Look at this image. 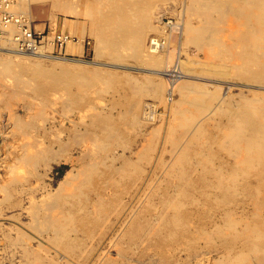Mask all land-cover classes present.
<instances>
[{
    "label": "bare ground",
    "instance_id": "6f19581e",
    "mask_svg": "<svg viewBox=\"0 0 264 264\" xmlns=\"http://www.w3.org/2000/svg\"><path fill=\"white\" fill-rule=\"evenodd\" d=\"M164 1L18 2L17 10L33 21L47 18L54 23L55 11L83 19L95 38L97 56L109 60L68 57L67 53L81 52L79 37L65 40L59 46L64 54L56 56L50 48L40 56L18 54L12 51V35L0 39V75L12 82L3 93L12 99L28 90L42 107L55 92L51 99L58 101L64 114H72L64 120L66 128L43 149L32 151L36 142H26L16 150L24 162L48 157L71 166L68 189L56 191L43 205L35 204L32 213L38 217L52 205L55 215L41 217L42 227L55 234V245L72 253L85 244L75 234L88 235L107 213L122 208L126 196L131 208L119 238L117 255L122 260L156 255L159 264H264V0H189L187 10L194 22L180 19L175 28V75L166 70L173 62L171 33L164 43L156 37L147 41L150 32L164 33L160 10H153L158 12L154 20L158 24H153L151 10L157 7L164 16ZM79 28L74 25L73 33L78 34ZM13 30L9 27L10 33ZM188 46L197 52L182 60ZM200 53L206 61L198 59ZM115 70L136 72L145 79ZM223 84L227 89L245 88L247 95L219 92ZM92 93L108 97V105H96ZM143 94L177 116L160 141L169 145L159 152L156 165L161 175L146 176L143 209L137 211L136 183L145 174L143 165L159 151L157 132L145 138L139 151L132 147L135 137L143 135L142 124L154 113V105L139 103ZM34 105L27 102L25 108ZM14 120L22 137L34 128L19 116ZM4 185L1 197L9 194ZM181 253L188 259H179ZM106 264L113 262L109 259Z\"/></svg>",
    "mask_w": 264,
    "mask_h": 264
},
{
    "label": "rangeland",
    "instance_id": "374dc122",
    "mask_svg": "<svg viewBox=\"0 0 264 264\" xmlns=\"http://www.w3.org/2000/svg\"><path fill=\"white\" fill-rule=\"evenodd\" d=\"M188 5L189 0L164 1L162 8L164 9V16L161 9H158L157 7L153 8V6L151 7L152 12L154 9L156 11L160 10L159 15L161 13L162 16V25L160 24V26L161 29L164 30V33L158 35L156 34V32H150L147 34V41L149 38L154 39V37H156L159 42L164 43L167 39V36L171 33L169 47L172 50L171 59L173 62L166 70L169 71V74L172 75L177 74L178 70L174 65V63H176L178 59V35L175 34L177 33V31H175V28H177L183 20H189L191 18L194 22V17L190 16L187 10ZM45 8L48 10L47 5L45 6ZM181 11L182 13L179 14ZM154 13L155 12H153V21L155 20V16H158V12L155 13L156 15ZM63 15V12L55 11V22L51 23L52 26L49 19L47 18H38L34 21L36 22V24H40L41 29H48L54 27L55 25L54 28L56 35L64 34L69 37L73 36L77 38L79 37L81 39L83 46L81 52L75 54L67 53V56L69 55L68 57L81 59L88 62L108 63L109 60L106 57L97 56V51L95 48V38L93 34L90 33V28L88 24H86L87 22H84L83 19L77 20V18H73V15L71 14L64 16ZM76 24L80 27V31L78 34L73 33L72 30L73 26ZM153 24L158 23H155L154 21ZM162 26H164V28ZM170 26H172V28ZM155 35H157L158 37ZM59 48V46H55V56L64 54ZM196 52L197 51L193 46L185 47L180 58L182 60H186L188 58L194 57ZM185 55L187 58L185 57ZM187 55H190L191 57ZM198 59L206 61L203 53H200ZM126 65H128V67H130V65L133 67L137 66L134 63H126ZM90 66L91 65H88L87 67ZM95 67H100L99 69L103 70L109 69L101 65H97ZM171 70H173L174 72ZM115 72H120L122 74H126L128 72L127 74L135 76L134 78L142 81L143 79H145V76H143L142 74H138L132 71L130 72L115 70ZM0 78L3 79H0V188L1 186L3 187L4 184V186L9 188V194L8 196L6 195V197H4L5 195L1 197L3 192L0 191V264H106L109 259L112 260L113 264H159V260L156 255H152L150 257L151 259H148L150 261H148L147 259L145 260L144 258H141L139 256L137 257V255L131 257L130 259L125 258L122 260L117 255L118 251L121 249L119 238L122 234V231L126 227V222L129 218L128 212L131 208V200L126 196H124L123 198L122 208H119V210L117 211L107 213L106 217L100 219L98 223H96L94 228L89 231L88 235H82L81 233L75 234L78 237L84 238L85 244L81 247L74 248L72 250L73 254L69 251L64 250L62 247L55 245V243L53 242V237L55 236V234L52 231L43 228L41 220V217H48L52 214L55 215L54 207L50 204V209L44 208V210L38 217H35V215L32 213L31 208L35 204L41 205L43 202H47V199L53 197L55 193H57L56 191H60V189H68L66 183L72 176V174L68 173L71 170V166L69 163H65L63 161L54 163L53 161H51V159L49 160L48 157L38 159L36 162L29 163L27 161L24 162V160L22 161L21 159V162H19L20 160L17 156L18 151L16 150H19V146L26 142H36L35 144L37 145L34 149H32V151L40 149V147L41 149H43L48 141L55 139V137L58 135L57 132H62L61 130L66 128V126L65 128H63L65 124L64 120L70 117L72 114H70V112L68 113L67 111V114H64L65 111L62 112V110L59 108L60 106L57 103L58 101L53 98L51 99V97L55 96V92H50L48 96L50 97L49 103L46 106L42 105V107H40L41 103L39 102V100L31 96L28 90H24V93L22 94L23 96L21 95L20 97L11 99L8 95L3 93L5 92V89L8 88L7 85L12 84L11 80H8L9 78L5 76L1 77V75ZM8 82H10V84H8ZM231 82L235 83L233 81ZM222 86L223 88L225 87L224 84ZM3 87L4 89H2ZM219 92H226L233 97H237L242 93L247 95L245 88L239 86L235 87V85L230 86L228 89L224 88V90H220ZM92 94L91 101L96 105H108V97H101L95 93L93 95ZM28 97H30L31 99H26ZM175 98L176 96H173V99ZM31 100H34L36 105H34V101ZM27 102H32L34 106H27L28 109L25 108V104ZM8 103L11 104L9 105ZM139 103L141 104V106L145 103L154 105L152 111V113H154L151 114L152 119L150 121L142 124L143 126L141 127V132H143V135L135 137L132 147L136 148L135 151H137L138 148L139 151L141 149L140 144L143 143L144 145L146 143L145 140L152 137L153 134L157 132L158 138L156 140L159 151L156 153L157 155L155 154L156 156H154L156 158H154L151 162L147 164L145 163L143 165L144 170H146L145 174H143L142 178H140L136 183L135 190L138 191L139 189L140 192L139 195L136 196L137 203L134 205L137 211H141L143 209L145 199L144 192L142 191L145 186L144 179L147 178L146 176H152L151 173L153 172H155L159 177L161 175V171L156 165L158 160H160L158 158L160 157L159 152L160 149L162 150L164 147L169 149V145H164L160 141L162 140L165 132L168 131L170 124H172V122L174 121V117L177 116L176 113V116H173L171 112L165 109V105L156 103L151 97L147 95H141L139 97ZM4 105H7L8 107L10 106L9 109H5ZM50 105H52V107ZM36 107H40V110ZM26 109L27 111H29V113L26 111ZM33 109H36L38 112L36 110L34 111ZM11 115L13 118L11 117ZM36 115L38 116V119H36ZM45 115L47 116L46 118ZM16 116H19L24 120V122L25 120H27L26 123H31V125H34V128L32 130H29V135L23 136L24 138L22 137V135L20 136V129L18 125L13 124L15 121L14 118ZM28 116L31 117V120ZM5 118H7L6 120H8V123L9 121H12V123L10 122L8 124ZM4 120L6 121V123ZM40 120H42V122ZM16 131L17 133H15ZM130 131L136 132L137 130L135 129L133 131ZM159 142L160 144H158ZM27 150H29V148H27ZM76 156L77 153L74 151L73 157L75 158ZM15 157H17V159L19 160H17L18 162L16 161ZM65 175L68 177H66ZM156 177H154L153 179H155ZM59 184H62V187H60ZM181 255L182 257L179 259L183 258V260H186V255L182 253ZM174 264L176 263L174 262Z\"/></svg>",
    "mask_w": 264,
    "mask_h": 264
},
{
    "label": "built area",
    "instance_id": "2783aa9c",
    "mask_svg": "<svg viewBox=\"0 0 264 264\" xmlns=\"http://www.w3.org/2000/svg\"><path fill=\"white\" fill-rule=\"evenodd\" d=\"M26 0H0V39L12 35V51L26 56L45 55L46 48L55 53V46H60L69 36L55 34V28H40V24L17 10V4ZM9 27H13L12 33ZM6 30L9 32L6 34ZM49 54V52H47Z\"/></svg>",
    "mask_w": 264,
    "mask_h": 264
}]
</instances>
